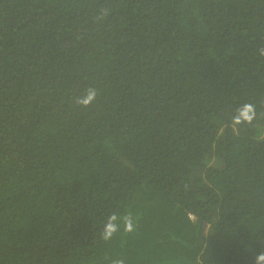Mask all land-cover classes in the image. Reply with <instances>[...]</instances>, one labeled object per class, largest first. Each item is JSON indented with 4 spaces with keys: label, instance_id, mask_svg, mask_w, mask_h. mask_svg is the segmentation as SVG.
<instances>
[{
    "label": "trees",
    "instance_id": "trees-1",
    "mask_svg": "<svg viewBox=\"0 0 264 264\" xmlns=\"http://www.w3.org/2000/svg\"><path fill=\"white\" fill-rule=\"evenodd\" d=\"M260 47L264 0H0V264H255Z\"/></svg>",
    "mask_w": 264,
    "mask_h": 264
},
{
    "label": "clouds",
    "instance_id": "clouds-1",
    "mask_svg": "<svg viewBox=\"0 0 264 264\" xmlns=\"http://www.w3.org/2000/svg\"><path fill=\"white\" fill-rule=\"evenodd\" d=\"M108 14V9L102 8L100 10V18H103ZM260 56H264V47L258 49ZM98 90L94 87H89L86 90V95L83 97H77L75 103L88 106L97 97ZM256 106L252 103H244L238 107L235 114L231 117V122L234 126L251 124L256 118ZM139 213L131 210L124 213L112 212L108 215L103 229L100 233V239L103 241H110L113 237L123 230L124 233H135L139 224ZM111 264H126L123 258L112 259ZM255 264H264V252H259L255 256Z\"/></svg>",
    "mask_w": 264,
    "mask_h": 264
}]
</instances>
